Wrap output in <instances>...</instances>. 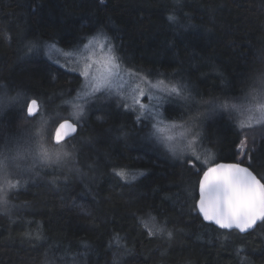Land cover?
Wrapping results in <instances>:
<instances>
[{"label": "trees", "instance_id": "trees-1", "mask_svg": "<svg viewBox=\"0 0 264 264\" xmlns=\"http://www.w3.org/2000/svg\"><path fill=\"white\" fill-rule=\"evenodd\" d=\"M99 31L126 67L184 84V95L206 107L201 155L238 162L236 144L245 139L243 165L264 175V124L241 128L220 107L264 85V0H0V89L71 119L81 76L38 47L75 49ZM188 98L166 105L167 117L187 116ZM88 103L62 160L29 173L0 204V264H264V222L245 234L204 222L185 160L145 140L137 113L114 97ZM19 112L14 105L1 114L0 148L25 116Z\"/></svg>", "mask_w": 264, "mask_h": 264}, {"label": "snow or ice", "instance_id": "snow-or-ice-1", "mask_svg": "<svg viewBox=\"0 0 264 264\" xmlns=\"http://www.w3.org/2000/svg\"><path fill=\"white\" fill-rule=\"evenodd\" d=\"M167 20L170 24H179L177 16L169 14ZM181 27H194L192 25H180ZM95 37L83 44L87 55L83 64L80 75L85 80L84 89L78 94L77 99L88 103L90 100H95L97 94L108 95L109 97L116 96L122 101L121 107L127 111H135V107H130L125 98L124 88L129 82L125 78L122 71V58L117 54L119 49L111 41V38L105 36V42L99 45V55H97L96 45L94 44ZM83 43V42H81ZM54 48L55 45H51ZM95 56V58H93ZM49 59L51 57L49 56ZM59 63V60L56 61ZM133 73L128 72L130 79ZM138 75V73H137ZM149 85L148 92L140 88L139 85L133 88L134 105L138 104L140 111L136 116V123L145 131L144 139L157 144H163L164 140L158 135L163 129L158 125L162 124L165 117L163 111H167L165 104L171 105L175 103L176 98H184V93L188 91L187 86L179 82L171 84L170 87H161L164 81L151 83L144 78ZM154 89H158L161 93L159 96L149 95ZM149 95V99H155L156 103L152 106L140 102L139 97ZM79 108L78 115H83L84 108L82 105H76ZM38 99H32L27 105L29 115L35 114L38 110ZM220 107H226L221 105ZM233 108H236L233 105ZM239 110V109H237ZM258 110L261 113L260 118L256 119V123L264 121V95H260L255 99L252 107L248 111ZM252 117H249L251 120ZM248 126H251L250 124ZM244 125H241L243 128ZM70 128L75 132V127L67 121L60 123L55 130L54 138L57 143L67 136V133H62V129ZM171 140V137L167 138ZM203 139V138H201ZM238 149L236 156L241 157L235 163H213L211 166H206L207 162L201 161L199 156L188 158L184 164L188 166L192 175L197 177L194 190L198 192V199L193 205V209L203 217L205 221H209L217 225L221 229H238L240 232H245L254 228L258 221L264 222V175L257 178V175L250 171L252 167L242 166L245 155V140H240L236 144ZM175 153L174 149H170ZM60 158L59 154L56 156ZM235 158V157H234ZM37 159L44 161L51 159V156L46 151H41ZM122 179H127L125 172L119 171L115 173ZM136 177L133 176L132 179ZM2 200V197H0ZM162 231V229H161ZM150 236L155 233L151 230L148 233ZM171 235V233H169Z\"/></svg>", "mask_w": 264, "mask_h": 264}, {"label": "rangeland", "instance_id": "rangeland-1", "mask_svg": "<svg viewBox=\"0 0 264 264\" xmlns=\"http://www.w3.org/2000/svg\"><path fill=\"white\" fill-rule=\"evenodd\" d=\"M105 36L109 37L104 31H99L89 36L91 38H89L88 40L93 39V37H95L94 44L96 45L97 55H99V51H98L99 45L105 42ZM88 40H86L84 43H87ZM84 43L78 45V47L75 49H72V47L71 48L61 47L54 43H45L44 45H41L38 48L43 53L44 57H46L48 60H50L57 66L69 72H74L80 75V71L82 70L83 64L85 62V56L87 55V52L83 47ZM53 44L55 45V47L51 48L50 46ZM49 56L51 57V59H49ZM93 58H95V56ZM57 60H59V63H56ZM122 71L125 74V78L129 80V82L125 85L124 88L126 102L130 107L132 106L135 107V112L137 114L139 113L140 108L138 104L134 105L133 97L135 94L133 92V88L139 85V87L144 89L145 92L147 93L149 85L145 82L144 80L145 77L147 78V81H150L151 83H156L157 81H161V80L164 81V85H161V87H165V86L170 87L172 84V82L168 79L154 77V76L149 77L142 72L131 70L128 67H126L123 63H122ZM129 71L133 73L130 79L128 78ZM84 85H85V80L81 76L80 87L71 98L72 104L68 111V115L71 117V119L74 122L76 121L77 123L81 122L82 117L85 114L84 112H86L85 105L83 103L84 101L77 99L78 94L81 93L82 90L84 89ZM18 95L19 94L11 95L8 94V92L5 89H0V116L4 112V110L13 109L14 105L16 106V108H18V111H20L21 113L23 111L25 114V116H23L22 113V115H20L21 116L20 119L16 123L17 131L7 135L4 141L5 147L0 148V197H2V200H0V204H3L8 200L11 191L16 192L18 190L16 189L18 186L21 187L24 185V181L26 180V177L29 175V173L30 176H38L41 174L39 172L40 169L42 168L51 169L52 167H46V166H49L50 164L56 166L55 161L62 160V157L64 156L63 152L60 151L65 148V146H63L64 142H62L61 145L58 144L60 145V147L58 148L56 146L52 147L53 145L51 144L53 143L52 136H53L54 128L57 122L61 120L60 117L63 115L57 111L51 112V114L46 113L45 109L43 110L42 101L38 100L39 107L36 114L33 117H29L27 116V105L30 100L35 98H29L21 104L22 98L19 97ZM149 95L159 96L161 95V93L158 89H154ZM149 95H145L144 97H139L140 102L143 104H147L149 106L154 105L156 103V100L155 99L150 100ZM260 95H264V85L260 88L259 92L249 95L246 98L244 97V99L240 98V100L237 101V103L227 105L226 107L223 108L226 109L228 113L234 112L232 116L235 118L236 121L238 120V124L240 127L242 124L244 125V127L248 126L249 124L251 126L258 125V123H256V119L260 118L261 113L258 110L249 112L248 109L249 107H252L254 105L255 99ZM184 96L185 98H188L186 95ZM100 97L102 98L114 97L115 99L119 100L122 103L121 99L116 96L109 97L106 94L104 95L97 94L96 99H100ZM180 99L181 98H176L175 102ZM188 99L189 100H183V102L184 103L187 101L192 102L190 106V110L189 112H187V116H185L181 121H178L177 118L174 117H170V118L167 117L166 112L163 111L162 114L165 117V119L162 124L158 125V127L162 128L163 131L159 132L158 135L162 140H164V143L163 144L152 143V144L158 146L160 153L164 151L166 154H168L171 158L175 160H186L194 156H199L201 161L207 162L206 166H211L213 164L211 155L209 153L207 156L201 155L203 153V150L199 148L200 143L198 142L199 137L197 134L198 133L197 128L200 127L202 124L198 127L197 125L200 124V120L203 115L201 113L202 111L206 110V107L201 104V101L196 100V102H193L190 98ZM76 105L83 106L84 108L83 115H78L79 108ZM166 105L168 104H165V106ZM211 105L212 104H208L207 106H211ZM233 105H235L236 108H233ZM187 107H188L187 105L186 107H184V105L180 106L178 111L181 110L184 111V108ZM175 113L177 112L175 111ZM249 117H252V119L249 120ZM27 121H33V122L31 123ZM259 124H264V121H262ZM48 131L49 132L52 131L50 138H47L46 133H48ZM18 132L21 133V135L19 138L15 139L16 135L14 134H17ZM168 137H171L172 139L168 140L167 139ZM245 147H246V140H245ZM170 149H174L175 153H173V151H171ZM55 150H59V151H55ZM41 151H46L51 156V159L39 161L37 157L39 152ZM57 154H59L60 156L59 159L56 158ZM130 177L132 178V176ZM11 178L19 179V181Z\"/></svg>", "mask_w": 264, "mask_h": 264}, {"label": "water", "instance_id": "water-1", "mask_svg": "<svg viewBox=\"0 0 264 264\" xmlns=\"http://www.w3.org/2000/svg\"><path fill=\"white\" fill-rule=\"evenodd\" d=\"M30 101H31V100H30ZM30 101H29V102H30ZM36 112H37V111H36ZM36 112H35V114H36ZM35 114H33V115H29L28 112H27V116H29V117H32V116H34ZM65 121H67L68 123H71V124L75 127V132H73L72 129H70V128L62 129V130H61L62 133H67V136H66L64 139H62V140L60 141V143L63 142V141H65V140H68V139L71 138V137H73V136L77 133V131H78V124H77L76 122H74L72 119H70V118H64V119H61L60 121L57 122V124H56V126H55V128H54V131H53L52 142H53L54 144H59V143H57V142L55 141V138H54L55 130H56V128L59 126L60 123H63V122H65ZM218 163H235V162H222V161H221V162H218ZM242 166H245V165L242 164ZM245 167H247V166H245ZM250 171H252V170L250 169ZM253 174L256 175L254 172H253ZM257 178H258V177H257ZM258 179H259V178H258ZM261 182H262V181H261ZM262 183H263V182H262ZM197 193H198V192H197ZM200 217L202 218V220H203L204 222L209 223V224H212L213 226L218 227L217 225H215V224L212 223V222L205 221L201 215H200ZM261 222H262V221H258V222H257V225L260 224ZM257 225L254 226V228L249 229V230H247V231H245V232H240L238 229H235V228H233V229H222V230H225V231L236 230V231H238L240 234H245V233H247V232L252 231L253 229H255V228L257 227ZM218 228H219V227H218ZM220 229H221V228H220Z\"/></svg>", "mask_w": 264, "mask_h": 264}, {"label": "bare ground", "instance_id": "bare-ground-1", "mask_svg": "<svg viewBox=\"0 0 264 264\" xmlns=\"http://www.w3.org/2000/svg\"><path fill=\"white\" fill-rule=\"evenodd\" d=\"M198 199V198H197Z\"/></svg>", "mask_w": 264, "mask_h": 264}]
</instances>
